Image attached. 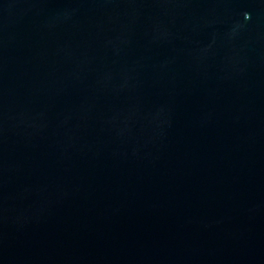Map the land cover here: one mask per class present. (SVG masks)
Returning <instances> with one entry per match:
<instances>
[{"label": "water", "instance_id": "obj_1", "mask_svg": "<svg viewBox=\"0 0 264 264\" xmlns=\"http://www.w3.org/2000/svg\"><path fill=\"white\" fill-rule=\"evenodd\" d=\"M0 264H264V0H0Z\"/></svg>", "mask_w": 264, "mask_h": 264}]
</instances>
